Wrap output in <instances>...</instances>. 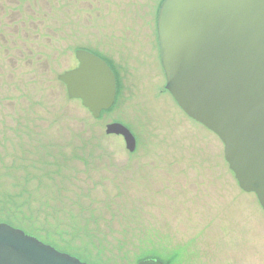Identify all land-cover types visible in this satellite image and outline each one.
Segmentation results:
<instances>
[{"label": "rangeland", "instance_id": "rangeland-1", "mask_svg": "<svg viewBox=\"0 0 264 264\" xmlns=\"http://www.w3.org/2000/svg\"><path fill=\"white\" fill-rule=\"evenodd\" d=\"M162 1L0 0V222L86 264H264L257 197L166 89ZM78 50L118 77L99 119L58 80Z\"/></svg>", "mask_w": 264, "mask_h": 264}, {"label": "water", "instance_id": "water-1", "mask_svg": "<svg viewBox=\"0 0 264 264\" xmlns=\"http://www.w3.org/2000/svg\"><path fill=\"white\" fill-rule=\"evenodd\" d=\"M157 36L167 91L190 119L221 140L240 189L254 194L264 210V0H164ZM75 58L78 67L58 80L70 100L99 119L116 103V76L86 50ZM106 135L122 137L135 151L136 139L124 125H107ZM0 264L86 263L0 223Z\"/></svg>", "mask_w": 264, "mask_h": 264}, {"label": "flooded vegetation", "instance_id": "flooded-vegetation-1", "mask_svg": "<svg viewBox=\"0 0 264 264\" xmlns=\"http://www.w3.org/2000/svg\"><path fill=\"white\" fill-rule=\"evenodd\" d=\"M87 51V50H86ZM88 52H90L89 50H88ZM90 53H92V52H90ZM93 54V53H92ZM95 55V54H94ZM97 56V55H96ZM99 57V56H98ZM101 58V57H100ZM102 60H104L103 58H101ZM78 62V61H77ZM106 62V61H105ZM107 63V62H106ZM108 64V63H107ZM109 65V64H108ZM110 66V65H109ZM76 67H78V64H77V66ZM75 67V68H76ZM111 67V66H110ZM74 69V68H73Z\"/></svg>", "mask_w": 264, "mask_h": 264}, {"label": "trees", "instance_id": "trees-1", "mask_svg": "<svg viewBox=\"0 0 264 264\" xmlns=\"http://www.w3.org/2000/svg\"><path fill=\"white\" fill-rule=\"evenodd\" d=\"M162 2H163V1H162ZM117 81H118V77H117ZM117 86H118V88H119V82H118V85H117ZM0 223H2V222H0ZM10 225H11V224H10Z\"/></svg>", "mask_w": 264, "mask_h": 264}]
</instances>
